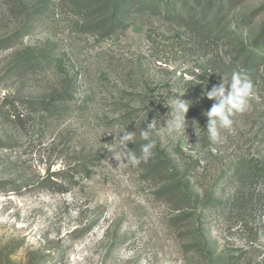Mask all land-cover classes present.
I'll return each instance as SVG.
<instances>
[{"label":"rangeland","instance_id":"rangeland-1","mask_svg":"<svg viewBox=\"0 0 264 264\" xmlns=\"http://www.w3.org/2000/svg\"><path fill=\"white\" fill-rule=\"evenodd\" d=\"M236 4L222 25L243 24L235 41L252 45L264 0ZM193 9L191 0H154L148 11L127 9L124 28L101 37L68 0H0V40L10 38L0 44V264H264V178L248 184L253 194L233 175L240 158L264 161V113L255 114L264 85L224 142L211 144L203 113L214 101L198 79L236 43L212 48L199 23L215 10ZM147 88L172 98L154 103V155L120 163V133L140 126L150 107L137 94ZM182 92L188 126L171 140L170 102ZM26 100H48L52 114H31ZM135 138L128 148L139 156ZM77 166L81 173L58 177Z\"/></svg>","mask_w":264,"mask_h":264},{"label":"trees","instance_id":"trees-1","mask_svg":"<svg viewBox=\"0 0 264 264\" xmlns=\"http://www.w3.org/2000/svg\"><path fill=\"white\" fill-rule=\"evenodd\" d=\"M71 5L83 11L86 15L87 23V31H96L99 32L101 37H107L116 31H120L124 28V22L122 20V15L127 9H134L135 11H148V9L153 5L154 0H121V1H111V0H68ZM194 4V9H201V14L204 15L212 13L214 10V15L211 20H209L204 25L202 21L199 23L200 30L205 33L206 39L210 42L212 48L215 50L219 47V39L226 38L228 44L227 46L230 47L236 43V48L233 50H228L226 52L225 58H221L219 63H217L211 70L210 75L209 73H203L201 79H198L202 85V87L207 88V90H211L212 86L218 84L220 82L221 76L231 77V74L235 72H240L243 75L247 76L254 86V93L258 89V85L260 82L264 85V28L262 30V34L257 37V40L251 44H244L243 42L235 41L236 34L240 33V26L243 24H238L233 26V28L223 24V20L226 16L231 13V11L237 6L236 0H219V5L215 8L214 1L215 0H206L204 6V0H191ZM205 7V8H204ZM193 9V10H194ZM33 13V11H32ZM33 15V14H30ZM256 12H252L247 16L248 21L245 25H250L254 19H256ZM244 25V26H245ZM10 38H3L0 40V44H6ZM223 47V46H222ZM198 84V83H196ZM264 94V90H263ZM61 96H67V92H62ZM137 97L144 96L146 100L149 102L150 109H147L146 114L143 116L140 122V126L138 128H134V131L139 133L142 128H146L147 123L159 118V114L161 111L160 107L155 106L154 103L161 102L163 103L166 100H170L169 94H157L154 89L147 88L145 93L137 94ZM254 97V96H253ZM253 97L251 99H253ZM253 101V100H251ZM250 101V102H251ZM24 106L28 107L31 114L36 113H45V114H52V105L47 101H24ZM255 114L262 115L264 112H258L255 109ZM130 116V113H127ZM23 115L19 113L13 112L12 117H14L19 125L22 126L25 119ZM263 116V115H262ZM144 140H140L137 145L140 147ZM253 146H250L252 149ZM162 163L166 165V161L163 160ZM233 175H237L239 177V182L242 189L251 190L254 194V188L249 186L248 184H256L258 179L264 178V161L257 160L253 158H240L238 159L234 166ZM71 170H66L65 172L58 175V177H64L63 175L67 176L69 172H79L78 166L76 168H70ZM166 171V170H164ZM72 177L70 176V179ZM65 179V178H63ZM254 180V181H253ZM70 182L73 180H69ZM183 185L179 184L177 186V193L178 199L185 201L188 200V192L186 189L182 188ZM61 193H64L65 190L61 189ZM166 195L171 197V193H176L174 187H169L168 191L165 189ZM238 191L237 198V208L242 209L246 207L248 204V200L244 199V194ZM250 193V192H249ZM223 264V263H218Z\"/></svg>","mask_w":264,"mask_h":264},{"label":"clouds","instance_id":"clouds-1","mask_svg":"<svg viewBox=\"0 0 264 264\" xmlns=\"http://www.w3.org/2000/svg\"><path fill=\"white\" fill-rule=\"evenodd\" d=\"M185 92L180 94L179 99H173L171 103V119L166 121L165 131L171 140L178 139L186 133L188 121L186 114L191 107V102L182 99ZM204 95L214 101L211 108L203 114L207 118L206 132L211 144L224 142V132L233 131L234 117L247 112L250 101L254 95V86L250 79L240 72H233L231 77L222 75L220 82L212 86L211 90L205 89ZM157 121L147 123L146 128L140 131V137L145 141L140 146V155L128 148L129 143L136 144V132L125 129L120 133L119 159L117 161L138 166L141 162H147L154 155L155 142L151 139L152 132L157 127ZM197 134L200 128L198 122L193 121ZM122 134V135H121Z\"/></svg>","mask_w":264,"mask_h":264}]
</instances>
